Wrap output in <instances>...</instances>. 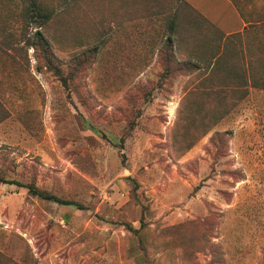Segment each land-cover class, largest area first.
<instances>
[{
  "label": "rangeland",
  "instance_id": "rangeland-1",
  "mask_svg": "<svg viewBox=\"0 0 264 264\" xmlns=\"http://www.w3.org/2000/svg\"><path fill=\"white\" fill-rule=\"evenodd\" d=\"M38 1L47 45L0 0V264H264V0H236L251 28L199 69L172 50L214 40L174 50V7Z\"/></svg>",
  "mask_w": 264,
  "mask_h": 264
},
{
  "label": "trees",
  "instance_id": "trees-1",
  "mask_svg": "<svg viewBox=\"0 0 264 264\" xmlns=\"http://www.w3.org/2000/svg\"><path fill=\"white\" fill-rule=\"evenodd\" d=\"M28 1H29L28 7L26 8L24 15H27L29 18H31L32 21L36 24V26L39 27V29H36L34 31L33 36L39 42L43 43L44 45H47L48 44L47 41L42 36L41 28L51 19L52 12L49 11L38 0H28ZM147 1L153 2L154 5L159 8V11L160 10L164 11L165 9H168L170 7L171 8L174 7L175 11L173 12V16L170 18L169 21L166 22V25L168 28V34L165 36L167 42L170 43L171 46H173L172 48L174 50L179 51L181 49V46L179 43L181 44L183 43L181 40L182 37H180V34L182 33L180 32L181 28H188L189 32L192 31V28L204 29L206 33H209L210 36L214 40V48L216 47V51L214 52L213 55H210V57H203V56L197 57L196 56L197 59H194V57H192L191 55L190 58H186V60H184L182 58L174 57L173 50L170 47L172 50V59H174L172 61L175 62L177 65H179V67L183 68V66L192 65L194 66L195 69L196 68L199 69V66H198V63H200L199 61L203 62V64L208 66L209 68H212L215 65H218L223 56L222 52L226 46V45L224 46V44L228 42L229 40L228 38L235 36V35H239L241 33V32H237V33H233L230 35H225V33L222 30L217 28L213 23H211L208 19H206L201 13H199L194 7H192L185 0H169V2L167 0H147ZM234 1L236 3V0ZM236 4L239 8L241 15L243 16V18H245V21L249 24V26H251L253 22L250 20H247L240 5H238V3ZM190 37H191V34H190ZM31 45H34V44H31ZM187 47H191V46H187ZM161 54H164V53H161ZM50 58L48 57L47 59L50 61ZM165 62L167 63L166 60ZM119 147L122 148L123 147L122 144ZM121 155L123 158L124 157L123 154ZM6 182L17 183L12 180H6ZM17 185H20V184L17 183ZM26 188L31 195H36L38 197H41L42 199L50 200V201H53L61 205H71L77 209H86V207L83 204L77 201H74L71 199L60 198L54 194L48 193L47 191L40 190L33 185H28L26 186Z\"/></svg>",
  "mask_w": 264,
  "mask_h": 264
},
{
  "label": "crops",
  "instance_id": "crops-1",
  "mask_svg": "<svg viewBox=\"0 0 264 264\" xmlns=\"http://www.w3.org/2000/svg\"><path fill=\"white\" fill-rule=\"evenodd\" d=\"M225 35L242 32L249 24L234 0H185Z\"/></svg>",
  "mask_w": 264,
  "mask_h": 264
}]
</instances>
